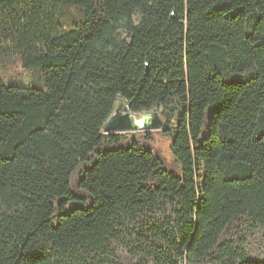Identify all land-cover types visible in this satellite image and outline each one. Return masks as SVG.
<instances>
[{
	"label": "trees",
	"instance_id": "1",
	"mask_svg": "<svg viewBox=\"0 0 264 264\" xmlns=\"http://www.w3.org/2000/svg\"><path fill=\"white\" fill-rule=\"evenodd\" d=\"M29 7L16 49L40 85L0 79V264H120L124 223L164 208L140 243L155 264H264L220 243L264 227V0H0ZM118 102L159 113L178 176L103 135Z\"/></svg>",
	"mask_w": 264,
	"mask_h": 264
},
{
	"label": "rangeland",
	"instance_id": "2",
	"mask_svg": "<svg viewBox=\"0 0 264 264\" xmlns=\"http://www.w3.org/2000/svg\"><path fill=\"white\" fill-rule=\"evenodd\" d=\"M31 8V10H30ZM71 16L76 15L74 9L69 10ZM75 18H63L60 22L72 24ZM56 17H46L38 23L36 34L46 36L54 24ZM34 24V15L32 7L20 8L7 13H0V79L7 86L12 83L20 84V86L28 87L39 76V70L26 71L22 69L18 50L16 49V41L19 36L28 27ZM25 28V29H24ZM66 31V27H63ZM54 30L59 31L57 26ZM40 37V39H41ZM37 53H43V50L38 47L34 49ZM20 82V83H19ZM35 87L40 85V82L33 84ZM32 86V85H31ZM155 111L141 114H134L135 117L146 116V120L152 118ZM158 114L159 118V113ZM146 121V122H147ZM128 140L123 144L127 146L131 139H135L137 145L145 150L150 151L161 162V166L168 172L175 175L180 174V166L170 152L171 138L164 136L160 131L142 129L129 134ZM169 208H164L156 212L145 211L131 222H125L123 229L118 234L119 240L110 243L112 252L116 255L120 264H155L152 258H147L144 252L143 244H140L144 237H147L146 228L149 226L161 223L165 218L171 219ZM232 242L236 246L244 249L249 260H264V227L256 226L246 217L233 222L223 233L220 243ZM152 243L159 248L165 249L162 242L153 239ZM181 264H187L182 262ZM202 264H210L208 261Z\"/></svg>",
	"mask_w": 264,
	"mask_h": 264
},
{
	"label": "water",
	"instance_id": "3",
	"mask_svg": "<svg viewBox=\"0 0 264 264\" xmlns=\"http://www.w3.org/2000/svg\"><path fill=\"white\" fill-rule=\"evenodd\" d=\"M151 114L152 118L149 120V123L145 125V129L162 131L163 123L158 118V114L156 112H153ZM135 131H137V127L134 121V114L130 113L129 106L125 105L122 102H118L115 105L113 113L107 119L101 129V132L104 136H107L109 134H129Z\"/></svg>",
	"mask_w": 264,
	"mask_h": 264
},
{
	"label": "bare ground",
	"instance_id": "4",
	"mask_svg": "<svg viewBox=\"0 0 264 264\" xmlns=\"http://www.w3.org/2000/svg\"><path fill=\"white\" fill-rule=\"evenodd\" d=\"M147 120H146V116L145 115L144 116H140V117H138V116L135 117V125L137 127V130L145 129V125H147L149 123Z\"/></svg>",
	"mask_w": 264,
	"mask_h": 264
}]
</instances>
